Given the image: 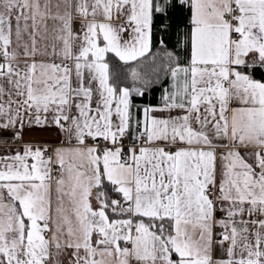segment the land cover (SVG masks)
<instances>
[{
	"label": "snow or ice",
	"instance_id": "snow-or-ice-1",
	"mask_svg": "<svg viewBox=\"0 0 264 264\" xmlns=\"http://www.w3.org/2000/svg\"><path fill=\"white\" fill-rule=\"evenodd\" d=\"M49 126L0 264H264V0H0V136Z\"/></svg>",
	"mask_w": 264,
	"mask_h": 264
},
{
	"label": "crops",
	"instance_id": "crops-1",
	"mask_svg": "<svg viewBox=\"0 0 264 264\" xmlns=\"http://www.w3.org/2000/svg\"><path fill=\"white\" fill-rule=\"evenodd\" d=\"M168 86V85H166ZM165 86V87H166ZM159 100V98H158ZM133 103L138 107H143L146 104L156 105L158 103H146L133 100ZM63 139L61 135L58 134V130L54 126H49L45 128L33 127L28 129L27 127L23 130V137L19 142H0V152L6 149H16L19 150L23 147L25 142H31L33 144L47 143L57 144Z\"/></svg>",
	"mask_w": 264,
	"mask_h": 264
},
{
	"label": "trees",
	"instance_id": "trees-1",
	"mask_svg": "<svg viewBox=\"0 0 264 264\" xmlns=\"http://www.w3.org/2000/svg\"><path fill=\"white\" fill-rule=\"evenodd\" d=\"M183 20L182 17L177 16L174 17L173 22L174 23H181ZM164 39L168 43L169 47H174L176 44V36L173 33L166 34L164 36ZM154 46H155V40H154ZM167 85L166 81H162L160 84L154 85L152 90L145 94L144 97H134L133 100L139 101V102H146V103H158V98L161 95V92L163 88Z\"/></svg>",
	"mask_w": 264,
	"mask_h": 264
},
{
	"label": "built area",
	"instance_id": "built-area-1",
	"mask_svg": "<svg viewBox=\"0 0 264 264\" xmlns=\"http://www.w3.org/2000/svg\"><path fill=\"white\" fill-rule=\"evenodd\" d=\"M19 141H21V139L18 140V139H13L11 137L0 136V142H19Z\"/></svg>",
	"mask_w": 264,
	"mask_h": 264
}]
</instances>
